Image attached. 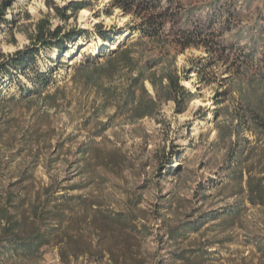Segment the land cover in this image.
Masks as SVG:
<instances>
[{
	"label": "rangeland",
	"instance_id": "rangeland-1",
	"mask_svg": "<svg viewBox=\"0 0 264 264\" xmlns=\"http://www.w3.org/2000/svg\"><path fill=\"white\" fill-rule=\"evenodd\" d=\"M71 1L18 0L8 13L12 24L1 26L0 64L36 45L41 21L46 30L61 27L62 38L81 34L63 51L39 46L26 74L0 76V240L13 224L23 239L49 228L36 219L46 200L64 213L49 246L24 258L4 243L2 264H121L122 244L101 243L93 230L94 220L121 212L146 227L133 244L147 264H264V204L251 202L242 162L254 146L261 153L263 142L238 121L251 117L243 97L263 106L264 0L163 2L170 39L199 28L217 44L213 55L147 39L134 44L139 34L129 28L137 20L112 0H76L87 7L68 21L50 8ZM90 43L94 50L84 53ZM37 68L52 76L43 90L29 80ZM141 74L148 95L134 81ZM177 77L194 95L182 114L158 99L162 81ZM149 98L158 102L154 116L136 119V104ZM256 162L248 168L259 172ZM51 187L72 198H48ZM65 231L81 248L91 241L90 254L65 263Z\"/></svg>",
	"mask_w": 264,
	"mask_h": 264
},
{
	"label": "trees",
	"instance_id": "trees-1",
	"mask_svg": "<svg viewBox=\"0 0 264 264\" xmlns=\"http://www.w3.org/2000/svg\"><path fill=\"white\" fill-rule=\"evenodd\" d=\"M18 0H0V33L2 32L1 26L5 25L9 27L12 22L7 18L9 11L14 7ZM171 4L174 0H112L114 8L121 9L126 15L132 16L137 23L130 27L129 30L132 34L138 33V39L134 44L140 43L143 40L157 41L163 45L173 44L176 48L181 51H185L189 48H204L207 53L215 54L217 53V44L209 41L205 38L204 33L199 29L195 28L193 30L180 31L176 38L170 39V35L166 33V27L170 23L171 14L169 8H164L163 2ZM87 6L83 1H71L69 4L59 7L54 2H51L50 8H53L57 15L63 18L65 21L70 20L75 17L81 10L85 9ZM43 21L36 25L38 28L36 36V45L32 48H27L16 52L14 55L7 57V60L0 64V76H5L6 74L12 75L13 71L16 74H26L27 71L32 67H36V59L39 57V46L44 48H53L63 51L67 43L74 41L81 34L76 32H70L69 34H64L62 38L63 30L61 27L56 30H46L42 27ZM100 33V38L105 42L110 41V37L106 33ZM114 56H110L108 61H112ZM223 58V55L221 56ZM169 83L164 86L163 81L161 84V92H158V99L163 101H172L177 107V112L182 114L186 111V108L190 102L194 99V95L180 84V79L177 78H167ZM31 83L40 90H43L52 82V76L48 71H42L39 68L35 71V79L29 78ZM147 79L144 74L138 75L134 81L141 82L144 88V92L148 95V91L145 89L144 82ZM258 80L264 82V73L259 74ZM257 78L253 79L251 82L254 83ZM151 84L155 89H158V85L151 80ZM31 91V90H29ZM259 103H262V107L254 106L255 103L250 97H243V103L246 109L251 115L250 119L245 115L238 118L240 125H245L248 127L256 137L257 141L263 142V150L258 154L259 146H254L250 148L246 154L244 160L245 171L247 174L246 185L251 194V202L255 205L264 204V95L258 99ZM158 107V102L153 98H149L147 103L140 101L136 104L134 109V115L136 119L141 120L146 117L154 116L156 108ZM232 134H230L231 136ZM254 157L257 158L256 166L260 167L262 170L255 172L253 168H248L249 161ZM51 188L47 189V197L52 199H70L66 195L55 196V191ZM48 207L37 216V221L46 222L50 226L45 230L42 228L36 230L33 235L28 239L20 238L14 235V227L16 224L9 229H5L4 235L6 238H1L0 240V264H2L3 255L7 250L2 248L4 243L11 249L14 253L23 256L24 258H32L36 253L40 251L41 248L49 246L52 240L59 235L63 228L64 223V213L54 212L53 208H50L51 201L46 200ZM137 217L134 213H116L114 215L107 216L103 224L97 223L98 221H93V230L99 233L98 241L103 242L107 238H113L116 243H121V256L116 258L117 263L121 261V264H147L146 260L139 256L135 250V245L133 241L137 239L138 235L144 233L146 227L143 226L139 229L136 224ZM52 221H56L53 224ZM13 233V234H12ZM60 233V234H58ZM10 234L11 237H7ZM67 236L63 239L65 243V248L61 250V259L68 263L69 259H79L80 256L89 255L92 251V242L85 243V246L81 248L77 245L75 238L70 236L68 232H64ZM173 235V234H172ZM80 237L82 235L80 234ZM4 249V250H2ZM113 257L115 254L111 253ZM104 257V254L101 256Z\"/></svg>",
	"mask_w": 264,
	"mask_h": 264
},
{
	"label": "bare ground",
	"instance_id": "bare-ground-1",
	"mask_svg": "<svg viewBox=\"0 0 264 264\" xmlns=\"http://www.w3.org/2000/svg\"><path fill=\"white\" fill-rule=\"evenodd\" d=\"M84 13H87V11H84ZM113 48H115L117 46V43L112 45ZM94 44L90 43L89 45H86V47H84L82 50L84 53H88V52H92L94 50Z\"/></svg>",
	"mask_w": 264,
	"mask_h": 264
}]
</instances>
